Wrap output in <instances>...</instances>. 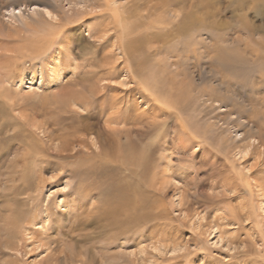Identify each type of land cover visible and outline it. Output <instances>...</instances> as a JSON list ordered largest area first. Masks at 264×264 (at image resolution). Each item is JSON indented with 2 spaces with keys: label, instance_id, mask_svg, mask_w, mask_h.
Returning <instances> with one entry per match:
<instances>
[{
  "label": "rangeland",
  "instance_id": "1",
  "mask_svg": "<svg viewBox=\"0 0 264 264\" xmlns=\"http://www.w3.org/2000/svg\"><path fill=\"white\" fill-rule=\"evenodd\" d=\"M90 3L91 0H0V264H56V258L70 253L73 264H264V196L257 191L253 179L243 175L256 160L249 159V154L240 160L238 155L228 154L218 146L219 139L206 143L187 131L173 129L175 124H167L165 114L141 143L148 147L153 176L152 187L143 190L151 207L144 226L125 231L122 222L92 223L81 209L71 208L72 194L65 195L70 211L60 215L61 181L65 178L73 187L79 179H57L53 168L41 169L42 162H56L44 142H48V135L53 138L51 147L59 144L61 136L71 130L69 121L80 124L75 121L74 111L82 109L69 105L60 112L53 104V96L60 93L63 83L88 72L105 74L110 70V75H103L106 77L101 84L105 85L123 88L118 82L124 77L128 81L118 70V62L108 57L107 47L94 48L99 41L90 36L96 22L89 14ZM207 3L211 9L208 22L211 26L224 25L225 29L217 32H224L229 41L234 37V42L238 38L240 43L244 39L254 46L264 43V2L257 3V8L251 2L239 5L237 0ZM33 5L40 10H28ZM9 6L20 7V13L17 9L14 15L7 13ZM195 8L196 5L192 9L197 11ZM242 23L254 27L255 33L228 31V27ZM51 36L53 40L49 42ZM91 57L96 58L99 68L88 65ZM54 63L62 66L57 67L62 79L57 83H52L49 75ZM30 72H34L35 79L25 83L24 77ZM74 85L70 86L80 89ZM110 92L108 88L106 94ZM162 98L169 101L166 95ZM200 106L186 114L197 124L220 126L217 131L209 127L210 137L219 132L235 141L239 139V128L232 127L233 123L218 122L225 107L216 103ZM67 115L69 121H64L62 117ZM28 123L42 124L49 133L43 136L40 129ZM12 133L17 137L10 140L7 136ZM104 172L103 187L117 177L137 181L136 174L133 177L130 171L108 168ZM51 198L54 202L48 205ZM77 202L76 197L74 203Z\"/></svg>",
  "mask_w": 264,
  "mask_h": 264
},
{
  "label": "bare ground",
  "instance_id": "2",
  "mask_svg": "<svg viewBox=\"0 0 264 264\" xmlns=\"http://www.w3.org/2000/svg\"><path fill=\"white\" fill-rule=\"evenodd\" d=\"M237 1L243 6L251 2L254 7L264 2ZM195 5L198 12L192 9ZM38 7L33 5L30 9L28 6V10L36 12L40 10ZM15 9L20 13V7L9 6L5 11L14 15ZM89 12L96 20L90 36L99 41L94 48L107 47L108 57L118 62V70L129 82L124 77L118 82L123 88L105 85L101 81L111 74L110 70L105 72L106 76L95 71L86 72V75H76L63 83L60 93L53 96V104L60 112L69 105L82 109V112L74 111L75 121L80 124L69 121L68 115L62 117L70 122L71 130L61 136L59 144L55 142L56 146L51 147L49 142L53 138L48 135V142H44V148L51 150L56 162H42L41 169L53 168L57 179L62 176H77L79 179L78 185L73 187H69L65 178L61 181L63 199H58V204H62L63 210L59 211L60 215L70 211L65 195L72 194L69 198L71 208L81 209L85 219L91 218L92 223L106 221L116 225L122 222L125 231L144 226L151 207L143 190L152 187L153 176L150 175L152 164L148 147L141 143L164 114L167 124L171 121L175 124L173 129L187 131L194 137L203 138L206 143L219 139L218 146L228 154L238 155L239 160L249 154V159L256 161L247 173H243L244 178L253 179L257 191L264 196V109H261L264 104V43L254 46L244 39L241 43L238 38L234 42V37L229 41L224 32H217L225 27L219 23L211 26L208 22L211 9L207 0L196 3L193 0H91ZM229 30L247 35L256 31L243 23L239 27H228ZM52 40L51 36L49 42ZM166 58L170 61L166 62ZM115 62L110 67L113 68ZM87 63L98 66L94 57L88 58ZM57 67L62 66L54 63L49 68L52 83L62 80ZM239 77L243 79L237 80ZM24 79L25 83L31 84L35 79L34 72L28 73ZM72 84L79 85L80 89L73 88ZM108 88L112 92L106 94ZM165 95L169 101L162 98ZM214 103L225 107L218 115V122L233 123L232 127L239 128L237 141L219 132L210 137L209 127L213 126L217 131L220 126L210 122L197 124L186 114L194 107ZM19 119L22 121V117ZM35 124L28 123L45 136L48 132L46 126ZM15 136L17 134L12 133L7 138L11 140ZM108 168L135 173L137 181L117 177L103 187L105 182L101 179L105 178L104 171ZM76 197L77 204L74 203ZM53 202L51 198L48 205ZM44 210L47 213L48 206ZM72 257L73 253L58 257L56 264H73Z\"/></svg>",
  "mask_w": 264,
  "mask_h": 264
}]
</instances>
